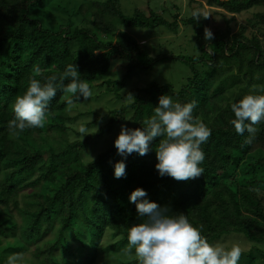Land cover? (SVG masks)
Masks as SVG:
<instances>
[{
  "label": "trees",
  "instance_id": "1",
  "mask_svg": "<svg viewBox=\"0 0 264 264\" xmlns=\"http://www.w3.org/2000/svg\"><path fill=\"white\" fill-rule=\"evenodd\" d=\"M51 1L0 0V264L14 253L23 254L21 264H99L102 256L126 247L129 228L142 222L129 199L137 188L146 190L151 202L167 206L168 215L183 213L212 245L233 235L243 238L250 246L242 249L238 264H264V121L256 125L253 143L244 148L241 144L249 134H237L230 123L235 118L233 103L248 94H264L253 92L254 85L264 86V11L249 20L254 28L262 27L260 31L248 34L244 24L234 31L231 17L225 29L206 41L208 20L201 12L195 18L196 8L184 17L177 7L169 20L151 7L136 8L129 15L120 0H83L68 9L77 23L70 19L51 28L32 10ZM206 2L234 14L264 7V0ZM181 22L193 27L200 54L152 55L123 30L165 26L178 32ZM119 58L127 62L122 78L97 85L119 98L134 94L130 103L104 112L72 114L68 96L58 88L43 128L9 133L15 98L26 92L33 78L43 84L55 75L58 84L73 64L91 89ZM167 59L190 68L179 88L154 80L123 92L133 76ZM68 83L70 78L64 80ZM161 95H169L174 103L196 101L193 116L211 130L201 145L205 159L199 165L200 177L189 181L161 177L155 168L160 138L151 142L144 156L134 152L124 157L111 145L90 161L82 157L83 150L114 131L129 114L131 129L142 128ZM71 98L73 104L84 101L82 96ZM83 116L91 119L84 123L86 136L71 125ZM119 161L126 164V176L117 179L114 168ZM107 234L112 241L104 240ZM118 264L138 260L131 257Z\"/></svg>",
  "mask_w": 264,
  "mask_h": 264
},
{
  "label": "clouds",
  "instance_id": "2",
  "mask_svg": "<svg viewBox=\"0 0 264 264\" xmlns=\"http://www.w3.org/2000/svg\"><path fill=\"white\" fill-rule=\"evenodd\" d=\"M192 15L199 19L200 12ZM207 17V16H206ZM206 41L214 36L210 29H205ZM35 71L39 72L37 68ZM70 78V83L64 84ZM58 88L68 98L66 104H73L71 97L88 100L92 91L86 81L79 79L77 65L69 64L63 75L48 77L46 82L35 78L22 96H17L13 104L15 118L8 122L10 134H19L26 129L43 128L46 111L50 101L55 98ZM253 92L264 93V86H253ZM130 98L133 97L129 94ZM197 102L174 103L169 95H161L159 104L154 108L151 118L143 121L142 128L130 129L121 126V132L115 140L118 154L124 157L132 153L140 156L148 154L150 144L156 138L159 143L155 148L158 163L155 165L161 177L168 176L176 181H189L200 177L205 154L201 145L206 143L211 130L204 122L193 116ZM234 119L230 123L237 134L247 132L241 148L253 143L257 127L264 121V94H248L231 105ZM78 131L86 136L87 128L81 125ZM115 178L126 176V164L119 161L114 168ZM258 191V189H257ZM148 193L143 188L135 189L130 195V202L136 205L137 217L141 223L131 226L127 233V245L123 250L131 254L133 249L138 264H238L242 255L239 245L230 248L212 245L201 234V229L193 226L183 214L168 215V207L161 206L147 199ZM22 253L7 257L5 264H21Z\"/></svg>",
  "mask_w": 264,
  "mask_h": 264
},
{
  "label": "rangeland",
  "instance_id": "3",
  "mask_svg": "<svg viewBox=\"0 0 264 264\" xmlns=\"http://www.w3.org/2000/svg\"><path fill=\"white\" fill-rule=\"evenodd\" d=\"M83 0H52L51 3L42 8L35 7L33 12L37 13V17L51 28H54V25H57L60 22H67L70 19L78 22V18L69 13L68 9L71 10L75 5H78ZM121 7L123 11L127 14H132L136 8L148 10L149 7L157 9L159 12L163 13L164 16L171 20L174 9L177 7L180 9L184 17H188L191 14L192 8H196L199 12L207 16V29H210L212 33L217 32L218 30L226 28L227 19L234 17V20L231 22V26L234 31L240 29V25H248V34H251L252 31H260L262 27L257 29L252 25H249V20L255 19L256 14L260 11H264V7H253L250 10L241 12V13H231L225 9L219 7H212L207 4L206 0H120ZM63 4L61 7L60 4ZM202 3V5L200 4ZM73 16V17H70ZM193 27L181 22L178 32H174L168 29L165 26H158L156 28H140V27H123V30L130 36L137 39L141 44H143L147 49L154 54H164V53H173V54H200V48L195 43V35L192 29ZM126 61L119 58L115 59L112 62L111 69L104 75L100 76L91 87L92 96L88 100H84L80 103H75L71 105L70 110L72 114H77L78 112L85 111H108L110 109L118 108L122 105L130 103L134 94H131L133 97L130 98L129 94L119 98L115 93L108 92L103 90V87L97 85L107 79H121L125 72ZM190 72V68L187 64L181 61H171L165 60L159 63L154 69L139 72L135 77L133 76L128 83L126 89L123 92L131 90L133 87L146 86L151 81L157 80L161 83L172 82L177 88H179L185 81ZM124 94V93H123ZM122 94V95H123ZM91 120L89 117L83 116L77 121L71 123V125L77 129L81 125L85 126V122ZM105 121L98 122L91 127V130L97 129L103 125ZM132 120L130 114L127 116V119L119 124L114 131L101 137L96 142H94L88 149H85L81 152L82 157L86 161H90L103 150L111 145H115V140L121 132V126L125 125L131 129ZM71 139L74 138V133L69 131ZM17 214V212H16ZM20 219L19 215H17ZM49 237H52L50 235ZM112 237L107 234L104 237V240L112 241ZM233 244L239 245L241 249H248L249 244L243 240V238L233 235L226 237L219 241L216 245L223 246L225 248H230ZM125 247L118 253L112 252L106 256L99 258V264H118L120 260H127L131 257H136L134 249L131 254H125L123 251ZM59 251L56 250L55 254H58ZM52 264V263H49Z\"/></svg>",
  "mask_w": 264,
  "mask_h": 264
}]
</instances>
